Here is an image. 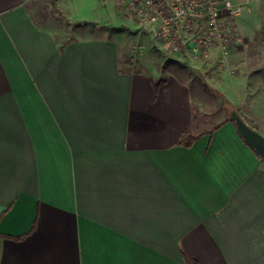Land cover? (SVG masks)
Instances as JSON below:
<instances>
[{
	"label": "crops",
	"instance_id": "crops-1",
	"mask_svg": "<svg viewBox=\"0 0 264 264\" xmlns=\"http://www.w3.org/2000/svg\"><path fill=\"white\" fill-rule=\"evenodd\" d=\"M110 1L92 26L79 0H0V264H264V156L232 115L264 136L245 47L179 57L211 61L202 83L126 62L114 24L133 18ZM248 18L225 29L249 40Z\"/></svg>",
	"mask_w": 264,
	"mask_h": 264
},
{
	"label": "built area",
	"instance_id": "built-area-1",
	"mask_svg": "<svg viewBox=\"0 0 264 264\" xmlns=\"http://www.w3.org/2000/svg\"><path fill=\"white\" fill-rule=\"evenodd\" d=\"M250 0H122V9L142 30L154 37L155 44L178 57L207 55L219 46L224 54L232 45L244 47L245 38L228 32L225 21L245 13ZM233 25V23L231 24ZM157 46V45H156ZM158 47V46H157Z\"/></svg>",
	"mask_w": 264,
	"mask_h": 264
},
{
	"label": "rangeland",
	"instance_id": "rangeland-1",
	"mask_svg": "<svg viewBox=\"0 0 264 264\" xmlns=\"http://www.w3.org/2000/svg\"><path fill=\"white\" fill-rule=\"evenodd\" d=\"M114 1L115 6L117 9H120L122 0H112ZM252 1L248 4V9L245 11L244 14H247L249 16V21H259V29L252 34L251 37H249V40L246 39V44L244 42L245 49L243 50L242 55L240 56V60L237 61V65L240 68L239 73L236 75L238 77H246L248 83H256L264 86V15L260 12L257 8H252V11L248 12L251 7H253ZM75 6V4H74ZM79 11H81L83 14H89L91 15L92 19H86V20H93L99 19L103 15L109 16V14L112 11V4L110 0H87L85 4L81 0H79ZM264 10V9H263ZM77 11L76 6L74 7V12ZM117 11V10H116ZM124 11V10H123ZM124 13V12H123ZM262 14V15H261ZM62 17V26H63V19ZM103 20V19H102ZM115 27L119 30L118 33L113 34L115 38L119 41L125 42L126 51H128L131 55H128L126 52V62H131L134 64L136 61L133 59L135 56H140L144 53H153L152 55H149L148 61L149 62H155L159 66L161 65L162 68H176L179 70L180 73L185 75L186 77L190 76V74L193 75L194 81H198L199 83H202V79H207L205 74L208 75L209 70L212 69L213 65L210 63V60L205 61V58L197 59V60H186L184 59H178L179 57L177 54H172L170 52H165V48L162 44L157 43L155 44L154 37L152 36V39L147 35H152L148 29L142 30L141 27L136 23L135 19L124 21L123 19L121 22L114 24ZM69 27V26H67ZM141 32V33H140ZM144 34V36H141V34ZM147 33V34H146ZM238 33L235 31V34ZM234 34V33H233ZM149 35V36H150ZM151 37V36H150ZM143 44L145 48L142 47ZM158 47H157V46ZM129 49V50H128ZM135 55V56H134ZM206 56V55H203ZM145 57V56H142ZM181 58V57H180ZM139 61V60H138ZM137 61V62H138ZM143 61V60H142ZM217 65V67H220L223 63L219 61H212ZM245 62V63H244ZM240 63V65H239ZM171 65V66H170ZM188 65V66H187ZM225 67V66H224ZM264 91V88H262ZM206 93H208L206 91ZM205 98L210 99L208 100V103H211L210 105L205 106L207 109H205V112L207 115H211L210 113L216 110V114L218 113V106L222 104L221 98H211L210 95L207 96L205 94ZM198 113L200 115L201 111L198 109ZM223 116L229 117L231 114L227 110L225 113L222 114Z\"/></svg>",
	"mask_w": 264,
	"mask_h": 264
},
{
	"label": "water",
	"instance_id": "water-1",
	"mask_svg": "<svg viewBox=\"0 0 264 264\" xmlns=\"http://www.w3.org/2000/svg\"><path fill=\"white\" fill-rule=\"evenodd\" d=\"M83 22L92 26L97 25V23L93 20H85ZM232 115L236 121V126L239 133L252 147H254L262 156H264V136L250 127L237 113V111H233Z\"/></svg>",
	"mask_w": 264,
	"mask_h": 264
},
{
	"label": "trees",
	"instance_id": "trees-1",
	"mask_svg": "<svg viewBox=\"0 0 264 264\" xmlns=\"http://www.w3.org/2000/svg\"><path fill=\"white\" fill-rule=\"evenodd\" d=\"M53 7H54L55 9L57 8L56 1H53ZM164 82H165L164 79H160V80H157V81L154 80V81H153V83H154V91H155V98H156L157 95H158V92H159L160 86H161ZM205 85H206V89H207L208 91L214 93V95H216V97H222V98L226 99L225 96H224V94H223L222 92H220L219 90H215V89H213V88H212L208 83H206V82H205ZM231 119H233V117H231ZM187 132H188V131L185 130V132H184V136H183V138H182V140H181L180 142H181V143H184V144H186V145H188V146H190V145H192V143H193V141L196 139V137L188 135ZM182 254L184 255V257H186V255H185L184 252H183ZM186 259H187V257H186ZM188 264H199V262H198L196 259H194L193 261L188 260Z\"/></svg>",
	"mask_w": 264,
	"mask_h": 264
}]
</instances>
